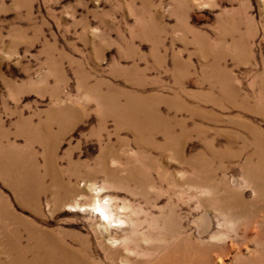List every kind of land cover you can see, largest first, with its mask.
<instances>
[{"label": "rangeland", "instance_id": "1", "mask_svg": "<svg viewBox=\"0 0 264 264\" xmlns=\"http://www.w3.org/2000/svg\"><path fill=\"white\" fill-rule=\"evenodd\" d=\"M183 253L264 264V0H0V264Z\"/></svg>", "mask_w": 264, "mask_h": 264}, {"label": "bare ground", "instance_id": "2", "mask_svg": "<svg viewBox=\"0 0 264 264\" xmlns=\"http://www.w3.org/2000/svg\"><path fill=\"white\" fill-rule=\"evenodd\" d=\"M67 194H69V193L67 192ZM94 210H96L100 214V216L103 218L104 221H106V220L110 221L111 215H110V212H108L106 205L96 204ZM44 245H45V242L42 245L43 249L45 250ZM76 261H77V264H80L79 259H76ZM31 262H30L31 264H52L49 258H47L43 262H41L39 260L38 261H31ZM159 262H160V264H190L189 261L185 257V253H183L179 256H174V257H171V256L168 257V255L166 254L164 256V258L161 259V261H159ZM30 263H28V264H30ZM18 264H22V263H18ZM58 264H63L62 259H61L60 263H58ZM69 264H74V263L69 262ZM195 264H196V261H195Z\"/></svg>", "mask_w": 264, "mask_h": 264}]
</instances>
